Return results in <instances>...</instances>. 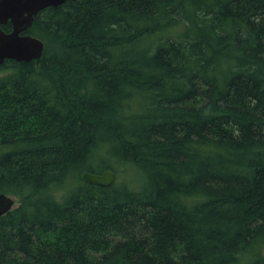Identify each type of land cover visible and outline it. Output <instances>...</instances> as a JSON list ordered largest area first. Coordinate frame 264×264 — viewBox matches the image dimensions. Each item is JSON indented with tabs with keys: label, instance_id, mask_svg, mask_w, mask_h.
Wrapping results in <instances>:
<instances>
[{
	"label": "trees",
	"instance_id": "1",
	"mask_svg": "<svg viewBox=\"0 0 264 264\" xmlns=\"http://www.w3.org/2000/svg\"><path fill=\"white\" fill-rule=\"evenodd\" d=\"M27 33L40 60L0 66V264H264V0L67 1ZM113 160L140 184L82 181Z\"/></svg>",
	"mask_w": 264,
	"mask_h": 264
},
{
	"label": "water",
	"instance_id": "2",
	"mask_svg": "<svg viewBox=\"0 0 264 264\" xmlns=\"http://www.w3.org/2000/svg\"><path fill=\"white\" fill-rule=\"evenodd\" d=\"M67 1L76 0H0V66L7 60L16 62L39 61L44 44L31 35H22L33 23L34 16L48 7H58ZM11 30L2 29L6 25ZM116 173L104 170L101 173L85 171L81 179L99 188H109L116 182ZM15 198L0 193V217L15 207Z\"/></svg>",
	"mask_w": 264,
	"mask_h": 264
},
{
	"label": "rangeland",
	"instance_id": "3",
	"mask_svg": "<svg viewBox=\"0 0 264 264\" xmlns=\"http://www.w3.org/2000/svg\"><path fill=\"white\" fill-rule=\"evenodd\" d=\"M143 100V98H141ZM140 100V101H142ZM142 103V102H141ZM143 103H144V100H143ZM110 164L114 167V169L116 170V183L118 184H124V183H133L135 182V180H139V184H140V176L139 174L136 172L134 173L130 167L128 166H123L121 165L120 163H118L117 161L113 160L110 162ZM94 167L95 168H100L101 165L98 163V162H95L94 164ZM77 186V184H71L69 186V189H73ZM62 191H56L55 194L57 197H59L61 195ZM15 206L18 205V199L15 198Z\"/></svg>",
	"mask_w": 264,
	"mask_h": 264
},
{
	"label": "flooded vegetation",
	"instance_id": "4",
	"mask_svg": "<svg viewBox=\"0 0 264 264\" xmlns=\"http://www.w3.org/2000/svg\"><path fill=\"white\" fill-rule=\"evenodd\" d=\"M34 17H35V16H34ZM10 27H11V26H10ZM10 30H11V28H10ZM10 30H9V31H10ZM9 31H8V32H9ZM27 31H28V30H27ZM27 31L23 32L22 35H30V34L27 33ZM31 36H32V35H31Z\"/></svg>",
	"mask_w": 264,
	"mask_h": 264
},
{
	"label": "bare ground",
	"instance_id": "5",
	"mask_svg": "<svg viewBox=\"0 0 264 264\" xmlns=\"http://www.w3.org/2000/svg\"><path fill=\"white\" fill-rule=\"evenodd\" d=\"M83 181V180H82Z\"/></svg>",
	"mask_w": 264,
	"mask_h": 264
}]
</instances>
